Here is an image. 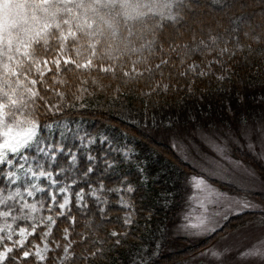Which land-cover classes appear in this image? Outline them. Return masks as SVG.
Listing matches in <instances>:
<instances>
[{
	"label": "snow or ice",
	"instance_id": "snow-or-ice-1",
	"mask_svg": "<svg viewBox=\"0 0 264 264\" xmlns=\"http://www.w3.org/2000/svg\"><path fill=\"white\" fill-rule=\"evenodd\" d=\"M229 7L222 0H205L204 4L213 10ZM200 8V0H0V264H152L153 250L163 246L157 242L160 237L147 244L142 235L139 244L129 239L140 215L135 194L152 182L147 161L139 159L133 146L117 145L108 135L94 134L79 124L73 128L60 117L65 105L84 108L98 95H110L113 104L134 95L145 109L159 103L160 97L167 105L171 97L181 113H173L166 122L153 121L177 138L186 131L179 120L186 97L198 90V80L203 83L211 78L224 87L255 69L264 83V4L251 14L259 13V23L250 22L244 30L232 18L227 28L214 18L206 20L208 13ZM189 20L192 24L187 31L178 33ZM216 44L220 46L213 47ZM177 67L184 70L174 82L172 70ZM69 72L79 86L65 91L68 81L56 76ZM50 74L53 83L62 87L49 83ZM245 103L246 96L241 101L243 110L229 106L223 117L204 113L199 119L203 128L230 135L259 155L264 153V107L256 115L244 108ZM259 104L264 106V90ZM69 140L76 143L68 146L65 142ZM97 144L104 148L99 154L93 151ZM216 149L234 166L243 163L228 157L219 144ZM60 154L67 157L70 167L60 164ZM81 154L87 162L84 169L78 167ZM121 164L133 166L138 180L116 171L119 182L108 187L104 177ZM243 170L247 179L264 182V169L257 174L245 165ZM204 184L200 180L197 187ZM207 189L206 202L201 205L204 211L195 223L185 216L182 230L211 238L223 231V227H209L212 214L227 218L234 208L225 194L210 184ZM45 192L49 193L47 200L42 195ZM112 197L118 208L127 210L123 230L102 231L111 222L107 213ZM155 199L161 208H170L175 192L160 189ZM235 208L239 209L235 219L246 218L239 227L248 238L236 252L241 257L239 264H264V200L260 204L236 202ZM73 209L82 216L91 213L84 225L87 231L78 234L79 240L73 239L77 235ZM142 210L145 231L152 235L157 210ZM61 221L68 226L57 236ZM161 234L167 235V230ZM231 248L225 240L217 264H223ZM209 254L205 251L201 258Z\"/></svg>",
	"mask_w": 264,
	"mask_h": 264
},
{
	"label": "trees",
	"instance_id": "trees-1",
	"mask_svg": "<svg viewBox=\"0 0 264 264\" xmlns=\"http://www.w3.org/2000/svg\"><path fill=\"white\" fill-rule=\"evenodd\" d=\"M222 2H226L231 7L222 10L204 8L205 0H200L201 8L198 11L201 10L200 12L204 11L208 13V16L204 17L206 20L214 18L218 23L222 22L223 28L230 26L229 18L239 20V27L242 30L246 29L250 22L259 23L257 19L259 13L257 12L256 15L251 14L259 4H264V0H222ZM201 15H203V13H201ZM191 24L192 21L189 20L188 24L182 25L177 29V32H186ZM196 27L198 28L199 25H196ZM245 43H247V41H245ZM219 46V44L213 45V47ZM183 70L184 69L181 67L172 70L174 82L177 79V73ZM102 75L103 74H101V76ZM164 76L167 78V70H165ZM250 76L255 77V79L250 80ZM47 78L54 88L62 87V85L53 83V76L51 74L48 75ZM56 79L68 81L67 86H63L65 91H72L75 87L79 86L76 76L71 72L58 74ZM109 82L114 83V81L105 80L106 84ZM179 84L181 89H183L184 81L180 80ZM197 89L195 95L186 97V102L183 105V115L180 116L179 123L186 131L207 129L202 127V122L199 119L204 113L212 115L214 118H220L224 116L229 106L234 109L243 110L241 108V101L245 96L246 103L244 104V108H247L249 111L254 110L255 114L259 115L261 108L264 107L259 104L261 92L264 90V83H262L255 69L242 74V78L238 79L236 84H226L224 87H220L218 83L211 78L204 80L203 83L198 80ZM201 93H203V97H201ZM164 99V97H160L159 103L155 104V106L149 105L145 109L141 106V101L137 100L134 95H130L127 100L116 104L111 102L110 95L109 97L98 95L96 98L90 99L87 102V106L84 108L77 105L75 108L69 109L67 105H65V114L62 115L60 119L69 121L70 126L73 128L79 124L82 129L94 134L102 132L114 139L117 145L133 146L136 152L139 153V159L147 161L148 170L152 176V182L147 186L139 187L135 194L134 199L136 201V208L140 215L137 219V226L133 227L134 235L129 239L132 244H139L140 240L138 238L142 235L144 237V243L147 244L156 237H160V240L157 242L161 243L163 246L153 250V255L149 258L152 264H180L186 258L211 245L220 236L240 228L241 219L246 218L242 217L241 219H235V214L231 215L221 224L220 227H223V231L218 232L211 238L203 237L191 241L188 237L171 235V226L176 221L177 215H179V212L182 210L188 195V188L186 185L187 175L202 176V173L179 156L173 146L159 140L149 132L150 129H154L156 132L160 133L163 131L162 127L156 126L153 118L156 122H166L169 117L173 116V113H181V108L173 104L171 97L168 98L167 105L164 104ZM52 100L53 103L56 102L54 95H52ZM143 104L147 105V100H144ZM145 111L147 115L144 114ZM187 117H196L197 119L189 121ZM44 122L46 123L47 121L45 120ZM65 143L68 146H72L76 141L69 140ZM93 151L99 154L104 151V148L97 144L94 146ZM234 152L241 160L248 162L259 173L264 169V165L251 152L238 147H234ZM109 155L113 157L112 153H109ZM113 158H118V155ZM58 161L62 166L70 167V165L67 164V157L63 156V154L58 156ZM79 161L78 167L80 169L87 167V162L83 154L80 155ZM116 171L128 175L133 181L138 180L137 173L133 166L121 164L118 170H113L111 174L104 177L108 187H112L115 183L119 182L120 177L115 174ZM68 175L71 176V173H68ZM157 176H159V179H156ZM93 179H96V177H93ZM208 180L220 188L230 190V192H244V190L238 189L233 184L211 178H208ZM41 183L46 184L47 182L41 181ZM160 189H167L175 192V199L171 202L172 206L170 208H161L156 202V193ZM78 190L79 188L77 187L75 191ZM245 192L246 195H250L259 201L264 200V193L262 192ZM42 195L43 198L47 200L49 193L45 192ZM39 198L41 197L38 196L37 199ZM148 207H155L157 210L152 221V235H149V233L145 231L144 226V216L146 213H144L142 209ZM126 211V209L118 208L116 206L115 197H112L107 213L108 216L111 217V222L105 223L102 226V231H110L113 228H120L123 230L121 226ZM47 214L48 213L45 211L44 215ZM73 214L77 215V227L75 229L77 235H74L73 239L79 240L80 236L78 234L87 231L84 225L86 221L91 218V213H89L88 216H82L73 209ZM96 222L99 223V219H97ZM233 225L237 227H233ZM67 226V221H61L59 224L60 231H58L56 235L59 236L62 229ZM156 228L161 229V231H156ZM164 229L167 230V235L161 234ZM36 242H38V239L33 240V243ZM178 242L183 243L184 246L175 250H170L168 248L171 244ZM84 246L86 245H82V247ZM77 250L79 251V249Z\"/></svg>",
	"mask_w": 264,
	"mask_h": 264
},
{
	"label": "rangeland",
	"instance_id": "rangeland-1",
	"mask_svg": "<svg viewBox=\"0 0 264 264\" xmlns=\"http://www.w3.org/2000/svg\"><path fill=\"white\" fill-rule=\"evenodd\" d=\"M220 127L223 128V126ZM224 131L227 132L226 129H224ZM149 132L159 140L173 146L179 156L195 167L199 172L202 173V175L233 184L238 189L244 190L243 193L230 192L228 189L220 188L219 186L211 183L208 178L203 176L187 175L186 185L188 188V195L182 210L179 212V215H177L176 221L171 226L170 232L172 236L188 237L191 241L205 237L203 235L183 231L182 224L185 216H191L192 220L189 221V223H195L196 218L204 211L201 205L205 204L206 202V197L208 195V184H210L214 189H217L220 193L225 194L226 198L233 202L234 210L229 214V216L235 214L236 211H239V209L235 208L236 202L248 200L253 204H260L261 201L250 195H246L245 191H259L264 193V182L259 179L256 181L247 179L244 175L243 169L245 165H248L251 169H254L257 174H259V172L248 162L243 160V163L239 167L234 166L228 160L223 159L218 154L216 149V145L219 144L225 149L226 155L232 160H241L234 152V147L248 151L245 144L236 143L230 135L220 136L218 132H215L212 129H196L192 131H185L182 137L177 138H173L170 134L164 133L163 131L161 133L156 132L154 129H150ZM254 156L264 165V153ZM200 180H204L205 184L197 187ZM227 218H222L221 215L212 214L209 227H220V225ZM242 231L243 229L238 228L228 234L220 236L211 245L186 258L180 264H209V261H212V264H217V262L221 260L222 251L220 248L222 245H224L225 240H227L228 243L232 245V248L230 255L224 254L226 255V258L223 259V264H239L241 257L236 255V252L248 242V238L241 235ZM183 246V243L178 242L171 244L168 248L170 250H175L182 248ZM205 251H209L210 254L207 258L202 259L201 253Z\"/></svg>",
	"mask_w": 264,
	"mask_h": 264
}]
</instances>
